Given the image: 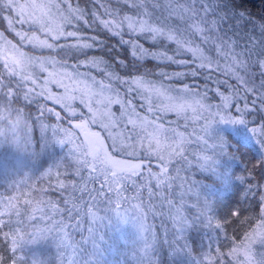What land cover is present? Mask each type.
Returning a JSON list of instances; mask_svg holds the SVG:
<instances>
[{
    "label": "snow or ice",
    "instance_id": "snow-or-ice-1",
    "mask_svg": "<svg viewBox=\"0 0 264 264\" xmlns=\"http://www.w3.org/2000/svg\"><path fill=\"white\" fill-rule=\"evenodd\" d=\"M114 2L120 7L92 0L93 7L85 10L74 6L73 0H0V20L20 40L18 45L0 32L5 70L15 74L18 67L33 65L39 84L31 73L24 80L40 88L37 95L46 105L52 101L59 106L60 111L52 107L45 111L70 126L63 128L76 161L72 175L77 183L70 186L82 194L79 200L88 196L86 213L89 202L96 207L101 202L139 200L144 188L151 195L152 181L159 187L172 179L167 157L183 158L189 145H203L193 155L199 157L203 171L213 173L219 171L224 156L242 159L255 147L258 156L246 163L245 174L237 179L247 184L245 198L259 196L258 212L254 218L244 216L247 209L238 204L227 217L241 223L251 220V231L244 234L241 246L257 239L264 243V184L250 182L257 176L264 181V17L233 6L230 0ZM125 8L134 14L122 15ZM81 23L89 30H102L115 43L83 34ZM25 25L29 31L17 30ZM141 40L153 42L151 47L170 43L172 54L150 51ZM23 45L55 55H29ZM93 50L108 59L90 56ZM145 61L159 62L154 65L158 70L145 67ZM53 87L58 95L52 93ZM210 130L216 135L210 136ZM131 160L147 163H126ZM129 190L134 195L126 197ZM65 203L71 205L66 209L68 218L75 220L80 205L71 197ZM91 216L96 219L95 212ZM7 238L8 233L0 232V239ZM223 239L235 243L227 231ZM8 251L0 253V264H8ZM215 251L209 264H221L236 254V249Z\"/></svg>",
    "mask_w": 264,
    "mask_h": 264
},
{
    "label": "trees",
    "instance_id": "trees-1",
    "mask_svg": "<svg viewBox=\"0 0 264 264\" xmlns=\"http://www.w3.org/2000/svg\"><path fill=\"white\" fill-rule=\"evenodd\" d=\"M100 2L120 7L111 0ZM73 3L81 7L92 4V0H73ZM230 3L264 17V0H230ZM121 14L134 13L125 8ZM6 27L7 24L0 20V31L19 45L20 40L7 34ZM17 30L29 31V26L25 25L22 29L18 26ZM83 31L85 35L95 32L100 39L115 43L99 34L102 30L93 31L85 26ZM139 42L150 51H168L170 48V43L165 47H151V41ZM23 48L31 50L28 46L23 45ZM168 54L172 52L168 51ZM95 56L108 59L102 52ZM57 58L62 57L58 55ZM157 63L145 61V67L157 71L154 68ZM28 66L27 70L18 67L15 74H9L4 63L3 68L0 67V232L8 233L7 240L0 239V253L4 249H11L6 253L9 256L8 264H209L218 247L224 252L230 249L240 251L234 257H226L221 264H242L243 246L242 249L239 246L245 239L244 234L251 231V220L241 223L227 216L238 204L247 209L244 216L254 218L258 212L259 196L249 195L245 198L247 184L237 179L245 174L246 163L258 156L254 148L251 155L245 154L242 159L224 156L219 161V171L213 173L203 171L199 157L193 155L203 145H189L183 152V158L179 155L167 157L168 175L172 179L165 180L159 187L152 181L151 195L144 188L139 200L125 199L119 204L114 201L112 204L101 202L96 207L89 202L86 213L84 201H88V196L84 195L83 200H79L82 194L74 192L70 186L77 183L72 175L76 166L70 151L73 146L63 131V128L70 126L64 121L55 120L45 111V107L57 111L60 108L52 101L46 105L39 99V71L31 64ZM29 73L36 79L37 85L24 80ZM29 89L32 91L29 92ZM51 91L57 93L54 87ZM168 118L174 119V116ZM42 125L45 126L43 131ZM72 130L80 136L78 130ZM209 135L215 136L216 133L210 130ZM54 137L60 138V141H54ZM62 140L64 143H61ZM208 143L213 141L209 140ZM156 163L153 160V164ZM151 170L159 172L157 167ZM144 175H147L146 171ZM256 179L260 180L259 176ZM61 181L63 188L60 187ZM140 182L143 183V177ZM169 184L171 187H168ZM133 195L131 190L126 193V197ZM69 197L80 205L77 209L80 215L75 220L68 218L66 209L71 205L65 202ZM168 201L172 202L171 205ZM136 208L142 214L139 217L141 222H149L152 240L142 236L141 224L132 215V210ZM172 210L174 215L169 217V222L164 221L160 226L156 217L161 222V218ZM91 212H95V220ZM225 220L227 224L222 223ZM225 231L235 243L223 239ZM211 264H215V261H211Z\"/></svg>",
    "mask_w": 264,
    "mask_h": 264
},
{
    "label": "rangeland",
    "instance_id": "rangeland-1",
    "mask_svg": "<svg viewBox=\"0 0 264 264\" xmlns=\"http://www.w3.org/2000/svg\"><path fill=\"white\" fill-rule=\"evenodd\" d=\"M111 2L113 3V4H116L115 2H114V0H111ZM93 7V4H88V5H86V6H81V8H84L85 10H90V8H92ZM2 22H3V20H2ZM6 23V22H5ZM78 27H79V29L81 30V32L83 33V34H85L84 33V31H83V29L85 28V25H83V23H81V24H79L78 25ZM6 29H7V34H10L11 35V37H16V40H18L19 39V37H17L16 35H15V33L14 32H12L10 29H8V27H6ZM0 32H2V31H0ZM99 32H101V33H99V34H103L104 36H105V38L107 37V39H108V34H106L105 32H103V31H99ZM92 35H95V36H98V34H95V32L94 33H92ZM7 37V36H6ZM127 38V37H126ZM11 40H14V39H11ZM19 41V40H18ZM108 41V40H107ZM63 42V41H62ZM24 46H28L29 48H31V46H29V45H24ZM169 47H172V44H170L169 45ZM174 47V46H173ZM22 50L23 51H25V52H28L29 53V55H35L36 53H43V54H45V53H47L48 51L47 50H44V51H39V50H37V51H33V49L31 48V50H29V51H27V50H25L24 48H22ZM99 52H101V51H98V50H93V51H90L89 52V55L90 56H95L96 54H98ZM103 53V52H102ZM170 53V52H169ZM83 58V57H82ZM183 58V57H182ZM0 62H2V64H0V67H2L3 68V55L2 54H0ZM20 69H22V70H27V69H29V66L28 65H23V66H21V67H19ZM82 70H84V69H82ZM3 71V70H2ZM54 95H58L57 93H53ZM78 107V106H77ZM42 127H45V126H43L42 125ZM47 128H49V127H47ZM75 130V129H74ZM92 131H98V130H94V129H91ZM50 132H51V129H50ZM78 133H79V135L80 136H82V133H80L79 131H78ZM57 139H59V141H60V138H57ZM57 139H55V137H54V141H58ZM50 148V147H49ZM48 148V149H49ZM252 148H254L255 150H256V148L255 147H252ZM119 159H122V158H119ZM124 159H127V158H124ZM126 163H131V164H136V163H141V164H143V163H145L144 161H141V160H131V161H126ZM254 183L253 184H255V183H261V184H264V181H261V180H255L254 179ZM128 213H130V214H132V215H134V216H136L135 218H136V220H137V223L138 224H141L140 225V227L142 228V229H140V231H141V233H142V236L144 235L147 239H149V240H152L153 239V236H152V233H151V230H150V228H148L149 226V222L148 223H146V224H144V223H142L141 222V219L139 218V217H141V213L138 211V209L136 208V210H132V213L129 211ZM174 215V211L172 210V211H169V212H167L161 219H162V221L161 222H158V217H156V219H157V223L160 225V226H162V224H164V221H166V222H169V217H171V216H173ZM132 218V217H131ZM158 236H155V238H157ZM109 242L111 243V242H113V241H111V240H109ZM240 249H242V247H241V244H240ZM257 247H260L261 249H257ZM264 243H262L261 242V240L260 239H257V240H254V241H252L250 244L248 243L247 245H246V247H243V250H242V252L244 253V257H243V261H242V264H253V262H254V264H259V261L262 259V258H264ZM236 252H240L239 250L238 251H236ZM247 253V254H246ZM238 254V253H237Z\"/></svg>",
    "mask_w": 264,
    "mask_h": 264
},
{
    "label": "clouds",
    "instance_id": "clouds-1",
    "mask_svg": "<svg viewBox=\"0 0 264 264\" xmlns=\"http://www.w3.org/2000/svg\"><path fill=\"white\" fill-rule=\"evenodd\" d=\"M221 135L224 136L225 139H227V133L226 132H221ZM254 264V262H253Z\"/></svg>",
    "mask_w": 264,
    "mask_h": 264
}]
</instances>
